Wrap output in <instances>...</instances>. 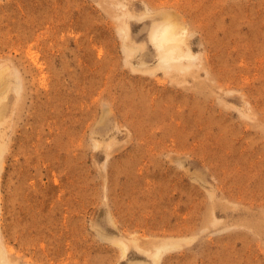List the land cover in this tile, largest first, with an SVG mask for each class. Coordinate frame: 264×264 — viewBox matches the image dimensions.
I'll return each mask as SVG.
<instances>
[{"label":"rangeland","instance_id":"rangeland-1","mask_svg":"<svg viewBox=\"0 0 264 264\" xmlns=\"http://www.w3.org/2000/svg\"><path fill=\"white\" fill-rule=\"evenodd\" d=\"M0 251L264 264V0H0Z\"/></svg>","mask_w":264,"mask_h":264},{"label":"bare ground","instance_id":"bare-ground-1","mask_svg":"<svg viewBox=\"0 0 264 264\" xmlns=\"http://www.w3.org/2000/svg\"><path fill=\"white\" fill-rule=\"evenodd\" d=\"M151 40L158 49L162 48L165 50L161 57L164 61L183 58L182 54L175 55V52L180 50V45L183 41L182 34L178 32L177 28L170 21L157 25L152 31ZM165 45L168 48H163ZM187 56L190 57V55ZM2 254L0 251V264L6 261Z\"/></svg>","mask_w":264,"mask_h":264}]
</instances>
